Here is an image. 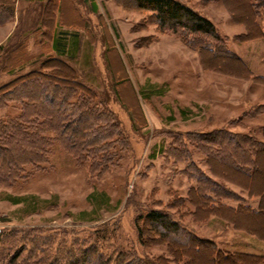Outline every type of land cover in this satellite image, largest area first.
Listing matches in <instances>:
<instances>
[{
	"label": "rangeland",
	"instance_id": "obj_1",
	"mask_svg": "<svg viewBox=\"0 0 264 264\" xmlns=\"http://www.w3.org/2000/svg\"><path fill=\"white\" fill-rule=\"evenodd\" d=\"M64 1L0 0V148L14 158L0 171V264H65L81 255L92 264L98 255L171 260L165 246L138 240L137 220L150 211L169 213L183 235L225 252L264 255V243L222 219L196 222L186 201L205 179L209 189L226 191L223 204L244 201L237 187L209 173L206 156L220 152L222 135L264 140V84L253 80L264 79V34L241 41L245 28L233 18L235 11L246 18L245 0H178L212 22L217 41L160 30L135 0H74L75 12L60 9ZM257 16L264 33V8ZM205 40L220 55L240 58L251 78H237L228 58L201 54ZM49 66L68 68L89 92L50 95L42 111L22 107L15 89L5 90L17 77L53 74ZM40 87L32 83L28 93ZM80 115L91 122L82 142L72 149L66 134L46 145L45 138L54 142L43 134L46 123L58 117L68 125ZM259 171L255 181H264V155ZM229 218L253 232L264 223Z\"/></svg>",
	"mask_w": 264,
	"mask_h": 264
},
{
	"label": "trees",
	"instance_id": "obj_2",
	"mask_svg": "<svg viewBox=\"0 0 264 264\" xmlns=\"http://www.w3.org/2000/svg\"><path fill=\"white\" fill-rule=\"evenodd\" d=\"M245 3L248 8L246 18H243L241 14L244 11L237 13L234 10V20L245 28V33L239 38H241V41L261 38L264 33L257 24V15L258 12L264 8V0H245ZM135 5L139 10L152 13V17L160 30L167 31L171 34L185 33L186 36H193V38H197V36L200 35L212 41L220 39L212 22L178 0H135ZM224 5H226V2ZM227 7L230 9L228 5ZM230 11L233 14V10L230 9ZM56 36L57 37L53 40V49L55 50L58 49V40L61 38L60 35ZM205 41L206 42L203 43L204 45L200 48L201 54H210L214 58H228L237 65V78L245 80L251 78L252 74L249 68L240 58L220 55V53L216 52V48L209 44V41ZM49 67L55 70L53 74L39 75L38 73H31L30 75L20 76V78L17 77L13 83L5 87V90L12 91L15 89L14 92L17 93H14V95H20L19 98H14L15 102H19L22 107L39 109L42 111L44 105L49 101L48 98L50 95L56 99L57 93L63 96L64 92H70L69 90L73 88L85 91L79 84L74 83L73 76L68 68L65 67L66 70H62L63 67L61 69L57 66ZM64 71L69 72L64 74ZM253 80L264 84V79L260 77H255ZM30 82L35 83V85L38 84L39 87L42 82L43 86L37 89L36 94H30L28 93L29 89L27 90L30 84H32ZM46 85L49 87L50 91H47ZM57 98L58 102H64L60 97ZM54 102L53 99L52 103L54 104ZM262 108L264 111V106H262ZM58 120L61 119L56 117L53 123L50 122V126L48 123L45 124L46 129H43V134L45 136H50V138L54 137V142L47 141L45 138L46 145H49V143H57L60 137H65L66 134H69L67 135L68 138L66 141H68L70 143L69 146L74 149L76 147V142H82L90 129V116L83 119L80 115L77 120L66 123L68 125H63L58 122ZM60 128L61 130L58 131ZM261 128L264 133V124ZM50 132L53 134H50ZM233 138L222 135L218 139V149L220 152L215 155L211 153L207 154L206 164L209 173L213 177L237 187L249 197L257 198V208L254 209L244 204L241 196H239V198L237 197V201L239 202L235 207L223 204L220 200L223 194H225V196L227 195L226 191L222 194L221 192L215 191V189H209L206 184L209 179H205L204 182L200 180L201 183H197L196 187L191 188L186 196V201L193 210L190 215L196 222H203L209 217L215 216L230 223L237 231L245 232L252 235L257 240L264 242V238L259 234L247 228L239 227L235 219L229 218V216L232 215L238 219V222L242 221L244 223L253 218L257 219L258 222L264 220V191L261 192L260 190L259 192L261 193L258 192L259 194L252 192L254 182H261L260 180L255 181V179H257V174L260 172L259 161L261 156L264 155V143L253 138L247 139L246 136L240 135H237L236 141H234ZM230 150H232V152H227ZM38 159L39 156H36V161L39 164ZM13 160L14 158H11V155L8 154L6 149H2L1 147L0 171L6 170L7 166L10 165ZM213 164L218 165V167ZM215 168L221 171L217 172ZM17 173V170H14V174ZM230 173L234 174V177H231ZM11 174V171L7 170L6 175L11 176ZM17 176L19 177V175ZM17 176L15 175V177ZM140 222L142 225L139 224ZM137 232L138 240L141 245L146 246L155 243L163 245L171 256V260L161 256L155 260L146 261L147 264H264V255L247 252H225L219 249L212 241L199 238L187 232L183 235L180 224L167 212L150 211L142 214L137 220ZM14 256L16 257L15 259L12 258V260L18 259L20 254ZM121 256L119 255L113 261L111 258L104 259L103 256L98 255L93 264H146L141 263L137 258L132 259V255V257H128V255ZM65 264L92 263L88 255H81Z\"/></svg>",
	"mask_w": 264,
	"mask_h": 264
},
{
	"label": "crops",
	"instance_id": "obj_3",
	"mask_svg": "<svg viewBox=\"0 0 264 264\" xmlns=\"http://www.w3.org/2000/svg\"><path fill=\"white\" fill-rule=\"evenodd\" d=\"M59 4H60V3H59ZM58 6H59L60 9H63L62 6H65L64 9L69 10V11H72V12H75V11H77L76 7H78L79 4L75 3L74 0H65L63 4H60V5H58ZM96 6H97V8H98V3H97V2H94L93 4H91L90 9L93 10L94 8H96ZM57 9H58V8H56V10H57ZM261 141L264 143V140H263V139H261ZM253 182H254V181H253ZM237 192H239L240 194H243L244 198L247 200V201H246V200L244 199V201H243L244 204H246V205H248V206H250V207H252V208H254V209L257 208V206H258V199H257V198L249 197L248 195H246L245 192H242V191H241L240 189H238V188H237ZM252 192H253V191H252ZM254 193H255V192H254ZM237 221H238V219H237ZM237 232H241V231H237ZM241 233H245V232H241ZM255 233H257V234L260 235V233H259L258 231H255ZM245 234L248 235V236L253 237L252 235H249V234H247V233H245ZM260 236H261V235H260ZM261 237H262V236H261ZM253 238H255V237H253ZM255 239H256V238H255ZM256 240H257V239H256ZM257 241H259V240H257ZM259 242H261V241H259ZM262 243H264V242H262ZM259 255H261V254H259Z\"/></svg>",
	"mask_w": 264,
	"mask_h": 264
},
{
	"label": "bare ground",
	"instance_id": "obj_4",
	"mask_svg": "<svg viewBox=\"0 0 264 264\" xmlns=\"http://www.w3.org/2000/svg\"><path fill=\"white\" fill-rule=\"evenodd\" d=\"M233 6L237 9V10H242L243 5L242 4H238V3H234ZM262 188L264 189V181L261 182H254V185L252 186V191L255 192L256 194H259L258 192L260 190H262ZM261 222V221H260ZM256 224V223H255ZM261 225L263 227H257L255 230L258 231L260 233V235L264 238V223L261 222ZM255 226V225H254Z\"/></svg>",
	"mask_w": 264,
	"mask_h": 264
}]
</instances>
